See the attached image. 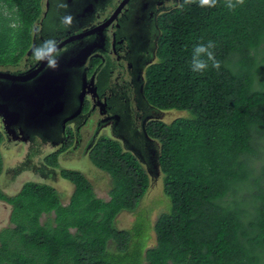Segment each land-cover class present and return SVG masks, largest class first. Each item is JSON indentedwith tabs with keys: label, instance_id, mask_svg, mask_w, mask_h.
<instances>
[{
	"label": "trees",
	"instance_id": "trees-1",
	"mask_svg": "<svg viewBox=\"0 0 264 264\" xmlns=\"http://www.w3.org/2000/svg\"><path fill=\"white\" fill-rule=\"evenodd\" d=\"M42 10L43 0H0V67L24 56ZM159 20L144 94L160 112H185L144 126L161 176L154 190L168 197L154 244L141 241L143 220L131 230L115 222L137 206L148 172L102 139L91 157L113 176L105 199L69 169L60 171L74 182L67 203L45 183L27 182L12 199L0 192L13 224L0 230V264H264V0L234 11L224 0L215 8L180 0ZM209 40L221 67L193 73V47Z\"/></svg>",
	"mask_w": 264,
	"mask_h": 264
},
{
	"label": "flooded vegetation",
	"instance_id": "flooded-vegetation-1",
	"mask_svg": "<svg viewBox=\"0 0 264 264\" xmlns=\"http://www.w3.org/2000/svg\"><path fill=\"white\" fill-rule=\"evenodd\" d=\"M165 1L43 0L42 13L33 26L30 47L18 62L0 67V83L28 84L55 56L77 55L84 50L89 52L82 62L78 61L72 67L67 103L49 122L29 124L22 117L9 116L8 111L13 110L12 106L5 109L0 107V147L9 150L10 155L6 153V160L11 164L6 166V171L11 174H7L8 187L4 188L0 182L2 194L12 199L25 183L40 184L50 179L51 182L45 184L53 187L61 185L69 190L64 194L71 195L73 178L61 175L56 178L54 175L57 169H67V158L72 160L79 156L103 170L91 157L100 139L99 134L101 139L117 142L123 150L133 154L137 161L143 163L149 179L150 175L158 174L153 139L144 126L150 121H146L148 116L160 111L149 105L144 84L146 68L157 59L158 39L162 30L159 18L171 7ZM69 17L71 23H65ZM47 40L55 41L58 55L48 54L44 60L36 61L34 49ZM25 72L30 73L26 78L23 77ZM11 74L18 75L17 79ZM91 126H94L92 133ZM13 149L17 152L10 151ZM0 158L2 170L1 154ZM69 170L78 172L79 178L86 179L96 195L103 188L99 197H107L109 188H106L104 181L107 179L102 180L103 176L91 174L86 177L80 171ZM104 171L111 177L107 170ZM5 177H1L0 181ZM59 177L63 178L62 181ZM153 190L149 180L144 194ZM144 194L140 200L145 197ZM155 194L154 190L152 197L141 201L145 204L144 210L152 211L151 215L159 206L154 209L150 203ZM0 201L6 203L8 209H4V214L8 213L7 220L11 222V203L2 197ZM137 206L129 211L135 216L136 212H133L139 209ZM153 220L150 224H144L143 219L144 240H148L153 232Z\"/></svg>",
	"mask_w": 264,
	"mask_h": 264
},
{
	"label": "water",
	"instance_id": "water-1",
	"mask_svg": "<svg viewBox=\"0 0 264 264\" xmlns=\"http://www.w3.org/2000/svg\"><path fill=\"white\" fill-rule=\"evenodd\" d=\"M84 50L77 55L55 56L56 66L49 64L36 78L28 84L5 85L0 83V107L12 106L13 110L8 111L12 118L22 117L29 124H45L60 113L69 97V81L72 74V67L78 61L82 62L88 54ZM0 70V75H1ZM30 73L25 72L23 77ZM12 77L18 76L11 74ZM17 79V78H16Z\"/></svg>",
	"mask_w": 264,
	"mask_h": 264
},
{
	"label": "rangeland",
	"instance_id": "rangeland-1",
	"mask_svg": "<svg viewBox=\"0 0 264 264\" xmlns=\"http://www.w3.org/2000/svg\"><path fill=\"white\" fill-rule=\"evenodd\" d=\"M165 3H166V5H169V6L172 7L174 5H177L179 2L178 1H173V0H166ZM20 65H22V63H20ZM184 112L185 111H177V110H166V111L159 112L158 114L153 112V114L151 116H148V118H146V121H147V119L151 120V118H154V119H158L159 118V119H162L164 121L169 122L172 119H174L176 116L184 114ZM137 125L139 127V123L138 122H137ZM93 129H94V126H91L90 133L93 132ZM139 129H140V127H139ZM98 137L100 138L99 141L102 140L100 134L98 135ZM10 151H13V153L17 152L15 149L10 150ZM4 153H5V155H3ZM6 153L9 154V150H7V148H5L4 146H3V148L0 147V154L3 157V168H2L1 173H0V178L1 177L4 178L6 176L5 179L1 180L0 182L3 185L4 188L8 187V185H7V183H8L7 174L11 175L8 171H6V166L7 165H11L6 160L7 159L6 158ZM65 167L67 169H74V170L80 171L86 177H88L91 174H98L100 176H103L102 180L103 179H107V181L106 180L104 181V183L106 184V188H109V190L111 189L113 176L110 177L108 175V173L104 171L105 169L101 170V169L95 168L94 166H92L90 161H88L84 157L79 156V157H76L75 159H72V160L67 158V163L65 164ZM54 176L56 178H57V176H60V171L58 169H57L56 174ZM59 179H61V181H62L63 178L59 177ZM160 179H161V176L159 175V172L156 175H150L151 186L154 189L158 188V186H159L158 184H159ZM52 181H54V180H52ZM43 182L44 183H50L51 180L49 179V180L43 181ZM64 182L69 183L68 181H64ZM52 183H54V182H52ZM57 185H55L54 188L57 190V192L59 194V197L61 199V202L67 203L69 201L68 198H70V194H67L69 190H67L64 187H61V185H60V187L57 186ZM102 190H103V188L100 191L98 189V191H99L98 194H97L98 196H99V193L102 192ZM65 192H67V193L64 194ZM153 194H154V190L151 191V192H147L146 194H144L145 197L142 200H139L140 202H139V204L137 206L139 209L138 210L136 209V211L133 212V213L136 212V216L134 214H132V212H129V211L127 212L125 209H122L117 214V215H120V216L117 217L116 226L119 227V228H125V229L131 230L133 228V226L135 225L136 221L144 219L145 224H147V223L150 224L151 223V219L152 220L155 219V217L160 212H162L164 210H167L168 205H166V207L160 205L161 204V200H162L163 197H164V200L168 201V197L166 196V194L161 193V192H156L155 197L150 201V203L153 205L154 209L159 205L157 207V212L158 213L156 214V212H155V213L152 214L153 215L152 216L151 215V212H152L151 210H149V209H145L144 210L143 207H145V204H144V202L141 203V201L148 200L150 197L153 196ZM6 207H7L6 203L3 202V201H0V230L3 227L13 226V224L11 222H9V220H7L8 213L4 214V212H5L4 209H8ZM8 212H9V210H8ZM155 214H156V216H155ZM40 219H41V221L45 220L46 219V214H42ZM148 233L150 234V232H148ZM154 239H155V234H154V232L151 231V236L148 237V240L146 239V241H144V240H141V241H142V243H145V245L149 246V245H151V244H153L155 242ZM145 248H146V246L143 249H145Z\"/></svg>",
	"mask_w": 264,
	"mask_h": 264
},
{
	"label": "clouds",
	"instance_id": "clouds-1",
	"mask_svg": "<svg viewBox=\"0 0 264 264\" xmlns=\"http://www.w3.org/2000/svg\"><path fill=\"white\" fill-rule=\"evenodd\" d=\"M220 0H184V3H198L201 8H215ZM244 0H224V6L230 11H234L237 7L242 6ZM65 23L70 24L71 18H66ZM216 47L215 43L209 40L207 43H198L193 47L192 58L190 61L191 71L193 73L203 74L210 67L219 70L221 67L220 61L216 59L215 52L213 49ZM45 48H47V54L45 53ZM58 55L55 51V41L47 40L36 49H34L33 56L36 61H41L46 58V55ZM49 66L55 67L56 60H48Z\"/></svg>",
	"mask_w": 264,
	"mask_h": 264
}]
</instances>
